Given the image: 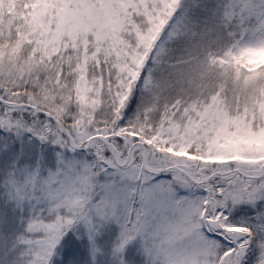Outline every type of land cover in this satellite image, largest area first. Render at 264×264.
I'll return each instance as SVG.
<instances>
[{
	"label": "snow or ice",
	"instance_id": "obj_1",
	"mask_svg": "<svg viewBox=\"0 0 264 264\" xmlns=\"http://www.w3.org/2000/svg\"><path fill=\"white\" fill-rule=\"evenodd\" d=\"M0 264H264V0H0Z\"/></svg>",
	"mask_w": 264,
	"mask_h": 264
}]
</instances>
